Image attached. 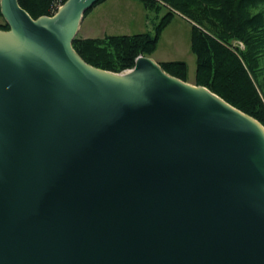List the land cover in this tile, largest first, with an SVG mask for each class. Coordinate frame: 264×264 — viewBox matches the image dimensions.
<instances>
[{"label":"water","instance_id":"95a60500","mask_svg":"<svg viewBox=\"0 0 264 264\" xmlns=\"http://www.w3.org/2000/svg\"><path fill=\"white\" fill-rule=\"evenodd\" d=\"M98 1L1 0L0 264H264V125L150 57L87 63Z\"/></svg>","mask_w":264,"mask_h":264},{"label":"trees","instance_id":"16d2710c","mask_svg":"<svg viewBox=\"0 0 264 264\" xmlns=\"http://www.w3.org/2000/svg\"><path fill=\"white\" fill-rule=\"evenodd\" d=\"M18 1L36 19L53 16L56 7L67 0ZM105 1L99 0L85 16ZM140 1L150 12L167 8L155 23L154 32L105 35L102 38L76 37L74 49L95 67L117 73L132 69L139 56L156 51L163 30L177 16L175 9L193 23L196 84L209 88L264 125V11L253 12L264 5V0ZM0 29H9V25L0 24ZM234 40L242 41L244 49L233 45ZM160 65L169 74L188 80L185 61H163Z\"/></svg>","mask_w":264,"mask_h":264},{"label":"rangeland","instance_id":"374dc122","mask_svg":"<svg viewBox=\"0 0 264 264\" xmlns=\"http://www.w3.org/2000/svg\"><path fill=\"white\" fill-rule=\"evenodd\" d=\"M260 10L264 11V5L253 9V12L256 13ZM166 12L167 8L165 7H162L160 11L150 12L140 0H106L84 16L75 38H83L85 34H89L88 36L93 38H102L105 35L154 32L155 23ZM174 12L177 13V16L163 30L156 51L148 57L159 64L163 61H185L188 65V80L186 82L195 85L197 58L192 51L193 23L175 9ZM0 24H7L1 16ZM233 45L244 49V44L240 40H234ZM262 66H264V61Z\"/></svg>","mask_w":264,"mask_h":264},{"label":"crops","instance_id":"0c3cea01","mask_svg":"<svg viewBox=\"0 0 264 264\" xmlns=\"http://www.w3.org/2000/svg\"><path fill=\"white\" fill-rule=\"evenodd\" d=\"M0 16L3 18L4 22H6L5 18L3 17L2 13H1V10H0ZM88 35H89V34H85V35L83 36V38H88V37H90V36H88Z\"/></svg>","mask_w":264,"mask_h":264},{"label":"built area","instance_id":"2783aa9c","mask_svg":"<svg viewBox=\"0 0 264 264\" xmlns=\"http://www.w3.org/2000/svg\"><path fill=\"white\" fill-rule=\"evenodd\" d=\"M64 3H65V2H64ZM64 3L59 4V5L56 7V11H55V13H54L53 15H55V14L58 12V10L63 6Z\"/></svg>","mask_w":264,"mask_h":264},{"label":"bare ground","instance_id":"6f19581e","mask_svg":"<svg viewBox=\"0 0 264 264\" xmlns=\"http://www.w3.org/2000/svg\"><path fill=\"white\" fill-rule=\"evenodd\" d=\"M141 57H144V56H140L139 58H141ZM146 57H148V56H146ZM130 71V72H129ZM125 72H127L126 74H129V73H131L132 71H131V69H129V70H126ZM189 83V82H188ZM189 84H191V83H189ZM191 85H193V84H191Z\"/></svg>","mask_w":264,"mask_h":264}]
</instances>
